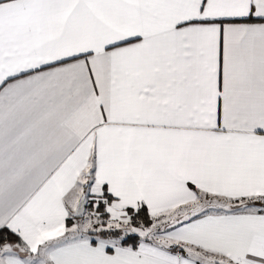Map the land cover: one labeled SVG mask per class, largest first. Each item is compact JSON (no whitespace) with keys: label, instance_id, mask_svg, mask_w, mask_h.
<instances>
[{"label":"snow or ice","instance_id":"1","mask_svg":"<svg viewBox=\"0 0 264 264\" xmlns=\"http://www.w3.org/2000/svg\"><path fill=\"white\" fill-rule=\"evenodd\" d=\"M0 264H264V0H0Z\"/></svg>","mask_w":264,"mask_h":264}]
</instances>
